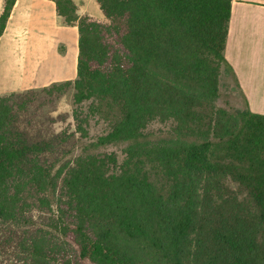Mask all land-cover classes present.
<instances>
[{
  "label": "trees",
  "instance_id": "1",
  "mask_svg": "<svg viewBox=\"0 0 264 264\" xmlns=\"http://www.w3.org/2000/svg\"><path fill=\"white\" fill-rule=\"evenodd\" d=\"M51 1L79 31L77 79L53 89L73 86L75 105L91 103L109 130L75 154L76 137H88L79 110L77 130L34 141L16 126L21 94L0 96V223L28 222L59 192L60 212L76 219L58 216L55 229L62 244L75 236L81 262L264 264V116L216 106L223 68L238 87L225 58L232 0H95L102 20ZM15 3L4 0L0 38ZM156 120L174 127L155 144ZM117 143L126 145L119 171L114 155H97ZM28 230L26 258L55 261L47 232Z\"/></svg>",
  "mask_w": 264,
  "mask_h": 264
},
{
  "label": "crops",
  "instance_id": "2",
  "mask_svg": "<svg viewBox=\"0 0 264 264\" xmlns=\"http://www.w3.org/2000/svg\"><path fill=\"white\" fill-rule=\"evenodd\" d=\"M3 9L0 0V16ZM18 36H40L47 43L39 51L27 46L12 55V42ZM78 56V27L61 24L55 2L16 0L0 38V95L73 83ZM225 58L247 108L264 116V0H232Z\"/></svg>",
  "mask_w": 264,
  "mask_h": 264
},
{
  "label": "rangeland",
  "instance_id": "3",
  "mask_svg": "<svg viewBox=\"0 0 264 264\" xmlns=\"http://www.w3.org/2000/svg\"><path fill=\"white\" fill-rule=\"evenodd\" d=\"M77 3L78 6L76 5ZM74 4L77 7V14L79 16L84 11V16H89L97 20L104 19L95 0H75ZM60 22L62 24L64 21L60 19ZM46 43V40L40 36L32 37V39L20 38L19 36L15 37L12 42V55L24 52L27 46L30 51H39L41 48H45ZM16 93L21 94L15 101L17 105L16 126L21 131L27 133L34 141L50 139L57 133H72L77 130V122L74 120L75 110H79L81 118H87L88 120V123L85 125L88 137L82 138V140L79 139V136L76 137V146L71 148L75 154L82 150L81 147L83 144L97 141L99 137L108 133L109 124L99 116L90 113L91 103H85L80 106L75 105V90L73 86L64 91H61L59 88L53 89L52 85L46 88L24 90ZM216 106L218 109L226 110L230 114L247 110V105L241 92L237 88L231 73L225 68H223L220 78L219 98ZM173 127L174 124L172 122L156 120L149 124L147 133L151 135V142L156 144L160 143L173 130ZM58 150L61 151L60 148ZM125 150V144L117 143L101 148L97 155L102 158L114 155L117 159L116 171H119L126 159ZM154 175H156V171H153ZM152 180L155 182V180H160V178L156 176ZM227 186L231 190L229 192L230 194L237 196L239 200H243L245 195L237 184L229 180ZM59 194L58 192L54 196L51 195V208L44 210L34 208L32 212H26L25 216L28 222L20 225L0 223V264H44L30 261L23 253L27 250V247L25 248L22 244L28 227H30L28 231L37 229L45 230L48 234V240H52L44 250L48 256L55 259L51 264H61L60 262L63 261L70 264H88L81 262L77 257L73 243L75 240L74 235L69 234V238L67 239L68 244H62L63 239H59L55 229V225L58 222L57 217L64 215L63 218L68 224L74 222L76 219V213L74 212H67L65 210L64 212H60L67 208L63 205L64 201L58 197ZM59 206H61V209L58 208Z\"/></svg>",
  "mask_w": 264,
  "mask_h": 264
}]
</instances>
